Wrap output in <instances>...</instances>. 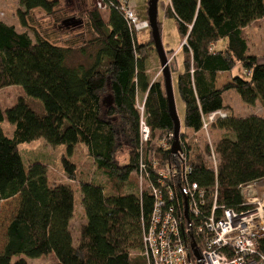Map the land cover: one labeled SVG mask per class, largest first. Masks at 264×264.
<instances>
[{
  "label": "trees",
  "instance_id": "1",
  "mask_svg": "<svg viewBox=\"0 0 264 264\" xmlns=\"http://www.w3.org/2000/svg\"><path fill=\"white\" fill-rule=\"evenodd\" d=\"M98 2L108 10L106 23L97 9L76 20L65 13L61 0H19L16 12L23 28H31L36 10L62 30L81 26L78 39L95 51L89 55V64L69 63L73 40L60 46L46 32H35L32 38L26 31L18 32L13 25L0 22V90L17 86L23 92L5 112L0 107V204L18 199L6 228L0 264H28L29 259L49 255L56 264H147L142 255L143 237L154 198L129 181L139 162L137 104H143L152 137L174 134V124L163 83L149 75V61L156 53L150 33L147 41L138 43L118 0ZM163 9L184 42L181 71L174 61L169 70L171 75L178 72L177 92L190 137L200 136L204 117L217 111L227 113L212 125L222 132L214 146L219 159L217 175L208 166V147L199 150L189 139V181L206 192V210L212 206L215 186L219 205L241 210L239 186L264 180V117L234 116L223 95L235 91L245 105L259 102L264 109V63L247 54L242 37L243 29L264 18V0H169ZM158 28L160 31L159 21ZM220 40H226L223 51L213 49ZM80 52L84 54L86 49ZM237 64L242 76L217 88V73L228 72ZM107 91L103 101L102 93ZM139 93L141 102L137 101ZM107 98L109 102L104 103ZM114 115L130 149L124 165L116 160ZM5 120L13 126L11 136L1 127ZM185 138L179 132L177 142ZM39 139L52 147H65L61 168L66 183L57 179L50 185L44 164L24 165L19 146ZM78 145L88 150L101 181H78L70 161ZM160 156L168 158L169 152ZM71 183L78 184L84 215L75 244L70 230L76 209ZM258 253H264V239Z\"/></svg>",
  "mask_w": 264,
  "mask_h": 264
},
{
  "label": "built area",
  "instance_id": "2",
  "mask_svg": "<svg viewBox=\"0 0 264 264\" xmlns=\"http://www.w3.org/2000/svg\"><path fill=\"white\" fill-rule=\"evenodd\" d=\"M118 2L132 33L139 35L150 30L148 20L139 18L129 2ZM98 8L105 9L101 2ZM137 109L139 162L134 177L140 192H149L154 198L143 237L142 255L147 264H264V253H258L259 243L264 239V180L239 186L241 210L219 205L215 186L212 206L206 210V192L189 181L192 172L186 148L189 138L184 142L178 139V150L171 152L174 134L156 133L152 137L143 104H137ZM226 117L224 111L204 117L200 133ZM206 141L208 166L217 175L219 159L210 140ZM167 151L168 158L160 156ZM194 236L199 239L197 243Z\"/></svg>",
  "mask_w": 264,
  "mask_h": 264
},
{
  "label": "rangeland",
  "instance_id": "3",
  "mask_svg": "<svg viewBox=\"0 0 264 264\" xmlns=\"http://www.w3.org/2000/svg\"><path fill=\"white\" fill-rule=\"evenodd\" d=\"M65 13H69L76 20L82 19L84 17V13L89 10L97 9L100 12L102 20L104 23L107 21L108 10L99 9L98 1L99 0H61ZM167 3V0H158L157 5V20L161 23L160 29V39L163 49L166 52L167 59L169 60V64L171 61H174L177 68V61L180 60L176 56L178 53L181 55V47L183 45V41L181 40L177 28L175 26L174 20L165 16L163 5ZM129 5L135 10L139 18L147 19V8H148V0H130ZM19 8V0H0V22H3L7 25H13L18 32L26 31L32 38L34 37V33L37 32L39 34L48 33L49 38L52 39L53 42L60 46H66V42L73 40L72 54L68 59L69 63L72 65L76 64H89L90 59L89 55H94L95 51L92 48L87 47L83 44L80 37L83 29L78 24L74 25L69 30H62L58 26L54 24V20L50 17H46V15L36 10L33 12V21L29 24L31 28H23L19 25L16 12ZM148 31L144 33H140L137 36L138 43H144L148 40L149 36ZM76 38L73 39V38ZM244 36L248 41L250 51L256 53L257 55L264 56V18L258 21L253 22L245 31ZM81 39V40H80ZM82 48L86 49V52L82 54L80 50ZM172 53H169V52ZM149 67L151 70L149 71L150 77L154 76V80L158 79L163 83V77L161 72V66L158 61V57L153 54L152 58L149 61ZM181 68V67H180ZM180 68L178 72L180 71ZM178 72L173 73L171 75V86L173 90L175 110L177 117L180 123L179 132L186 134V137L189 139L195 140V145H197L199 150H202L206 145L208 147L209 139L211 145L213 147L217 143V139L222 132L212 127V124L208 130L205 132L199 133V137H190L192 132L187 130L184 127V104L181 101L178 92H177V75ZM242 70L240 67L236 68V74L242 75ZM23 92L20 87L12 86L7 87L0 90V107L3 112L11 106H13L18 97L22 96ZM108 96V91L102 93L103 101L104 98ZM143 99V95L141 93L138 94L137 101L141 102ZM224 102L230 104L235 110V114H241L248 112L251 110L253 113L260 114L262 112V106L259 102H257L254 106L245 105L237 95L235 91H229L224 95ZM105 103V102H104ZM105 106L104 108H106ZM104 109V110H105ZM114 118V127L116 130V140H117V152H116V160L119 165H124L128 161L129 155V146L126 141V138L123 136L120 128H119V118L117 115L113 116ZM3 131L11 136L13 132V126L10 125L6 120L1 124ZM194 138V139H193ZM175 139V136H174ZM19 153L22 157L24 165H31L32 163L44 164L48 168V182L50 185L55 182V180L61 179L63 182H67L66 179L62 176V168H61V156L65 154V147L58 146L52 147L48 145L43 139H39L37 141L22 144L19 146ZM71 163L75 165V169L77 175L79 176L78 181H95L99 182L102 180L99 173L96 171L93 160L89 156L88 150L86 147L82 145H78L75 149L72 157L70 158ZM63 177V178H62ZM129 181L137 186L134 175L130 176ZM73 189L75 190V216L70 223V230L72 233L73 243L75 244L78 239V231L81 223L84 220L82 205L80 203V196L78 193V184L71 183ZM127 191H130L127 189ZM18 199L14 198L9 201H4L0 204V251L6 243V228L8 223L15 215L17 209ZM28 264H56V260L53 255H49L46 257H41L38 259H29Z\"/></svg>",
  "mask_w": 264,
  "mask_h": 264
},
{
  "label": "water",
  "instance_id": "4",
  "mask_svg": "<svg viewBox=\"0 0 264 264\" xmlns=\"http://www.w3.org/2000/svg\"><path fill=\"white\" fill-rule=\"evenodd\" d=\"M157 5H158V0H148L147 20L150 25V35L154 44V49L157 53L159 64L161 66L163 85H164L166 100L168 103L169 114L174 124L173 132H174L175 140L172 144L171 152L175 153L178 150L177 138L179 135L180 123L175 110L173 90L171 86V73L169 70V60L167 59L166 52L163 49L160 39V31L158 28V21H157ZM191 248L194 257L198 259L199 254L197 250L194 248L193 242H191Z\"/></svg>",
  "mask_w": 264,
  "mask_h": 264
},
{
  "label": "crops",
  "instance_id": "5",
  "mask_svg": "<svg viewBox=\"0 0 264 264\" xmlns=\"http://www.w3.org/2000/svg\"><path fill=\"white\" fill-rule=\"evenodd\" d=\"M167 3H169V0H167ZM247 28H248V27H247ZM247 28H245V29L242 30V37L246 40V42H247V46H248L247 54L256 56L257 59H258V62H259L260 64H263V63H264V56L257 55L256 53H253V52L250 51L248 41H247V39H246L245 36H244V31H245ZM225 47H226V40H220L219 42H217V43L214 45L213 49H215V50H217V51H223V50L225 49ZM178 53H179V52H178ZM178 53L176 54V56H177L178 58H180V60L177 61L178 70H179V68L182 66V55L179 56ZM237 67H240V69L242 70L241 65H240V64H237V65H235V66H234L230 71H228V72H219V73H217V75H216V87H217V88H220V87L223 86L224 84L228 83L233 77H235V76H239V75L236 74V68H237ZM181 69H182V67L180 68V71H181ZM242 72H243V70H242ZM240 76H242V75H240ZM153 80H154V77H153ZM228 92H229V91H228ZM226 93H227V92H226ZM226 93H225V94H226ZM225 94H224V95H225ZM224 95H223V102H224ZM237 95H238V94H237ZM224 104H225V105H229V106L231 107V109H232V114H233L234 116H236V117H239V118H245V117H248V116H251V115H256V116L264 117V109H263V107H262V112H261L260 114H258V113H257V114H256V113H253V112H251V110H250V111L244 113L243 115H241V114L236 115V114H235V110L233 109V107H232L230 104H227V103H225V102H224ZM229 113H230V112H229Z\"/></svg>",
  "mask_w": 264,
  "mask_h": 264
},
{
  "label": "flooded vegetation",
  "instance_id": "6",
  "mask_svg": "<svg viewBox=\"0 0 264 264\" xmlns=\"http://www.w3.org/2000/svg\"><path fill=\"white\" fill-rule=\"evenodd\" d=\"M109 102V100H108V98H107V100H105V103H108Z\"/></svg>",
  "mask_w": 264,
  "mask_h": 264
}]
</instances>
